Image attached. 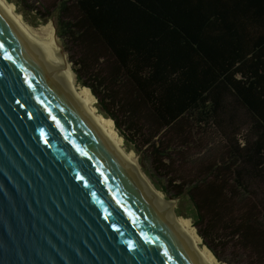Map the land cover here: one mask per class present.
<instances>
[{
    "label": "trees",
    "instance_id": "trees-1",
    "mask_svg": "<svg viewBox=\"0 0 264 264\" xmlns=\"http://www.w3.org/2000/svg\"><path fill=\"white\" fill-rule=\"evenodd\" d=\"M14 2L70 36L82 93L214 263L264 264V0Z\"/></svg>",
    "mask_w": 264,
    "mask_h": 264
},
{
    "label": "water",
    "instance_id": "water-1",
    "mask_svg": "<svg viewBox=\"0 0 264 264\" xmlns=\"http://www.w3.org/2000/svg\"><path fill=\"white\" fill-rule=\"evenodd\" d=\"M0 264H204L1 1Z\"/></svg>",
    "mask_w": 264,
    "mask_h": 264
},
{
    "label": "bare ground",
    "instance_id": "bare-ground-1",
    "mask_svg": "<svg viewBox=\"0 0 264 264\" xmlns=\"http://www.w3.org/2000/svg\"><path fill=\"white\" fill-rule=\"evenodd\" d=\"M3 5L9 10V12L14 16V18L21 24L28 35L33 39V41L38 45L46 57L52 62V64L57 68L61 75L66 79V81L71 85V87L77 92L79 97L85 103L87 108L90 110L97 123L99 124L102 131L106 134L110 143L128 160L131 166L134 168L136 173L142 179L148 190L153 194V196L158 200L162 208L165 210L169 218L187 239L190 245L194 248L200 258L203 260L204 264H215L210 256L201 249L198 244L197 237L193 230L184 225L177 217L175 211L174 201L167 200L162 193H160L150 181L148 176L145 174L141 168L138 160L128 154L123 147L119 144L118 140L108 131L105 124L102 122L100 117L94 111L93 99L88 94H82L78 90L77 76L74 72L72 65L68 58V53L66 52L61 39L58 37L56 29L52 23L42 24L37 27H32L30 25L22 22L18 16L5 4L4 0H0ZM224 264V263H220Z\"/></svg>",
    "mask_w": 264,
    "mask_h": 264
},
{
    "label": "rangeland",
    "instance_id": "rangeland-1",
    "mask_svg": "<svg viewBox=\"0 0 264 264\" xmlns=\"http://www.w3.org/2000/svg\"><path fill=\"white\" fill-rule=\"evenodd\" d=\"M31 1H35V0H31ZM4 2L16 14V16H18V18L22 22H24L25 24L30 25L32 27H37V26H40L42 24H46V23H43L40 20V17L35 12H28V11H26L24 9L23 5L21 6V5L17 4L16 2H14V0H4ZM36 3H38V2H36ZM47 23H52L53 25H55L53 20H50ZM54 27L56 29V26H54ZM66 36H67V39L70 38L69 35H66ZM59 38L61 39V41H62V43H63L64 46L69 47V52L68 51H66V52L68 54H70V53L72 54L73 51L70 50L71 47H72L71 40L68 41L66 38H62V37H59ZM77 83H78V80H77ZM81 88H82V86L78 83V90L82 93ZM96 99L94 98V100H93V108H94V111L97 113V115L100 117V119L102 120V122L105 124V126L108 129V131L118 140V142L121 145V147H123V149L128 154H130L131 156L135 157L138 160L141 168L143 169V171L145 172V174L148 176V178L150 179V181L154 185L153 178L151 176V173H154V169H153L151 160H150V158L148 156V153L145 150V148H139V149H137L133 144H130V142L126 141L125 137L121 135V133L118 131V129L115 127V125L113 127V125H111L109 122H105L104 119L102 118V116L98 113V111L96 109V107L98 108V100H96ZM95 105H97V106H95ZM217 147L219 148V146H217ZM154 187L157 188L155 185H154ZM158 191H159V189H158ZM159 192L162 193L163 196L167 200L174 201L176 215H177V217L179 219L180 217L178 216V213H177L178 206H179V199L178 198H175V197L166 196V194L163 191H161V190ZM188 218H190V219H188L189 220V223H192L193 222L192 218L191 217H188ZM182 223H184V222H182ZM217 248L219 250H221V252L223 253V255L228 256V257H231L229 255H230L232 249L224 248L222 246H218ZM205 252L210 256V258L213 261L212 254H210L208 251H205ZM222 263H224V264H233V263H229L228 261H224V260L222 261ZM237 264H245V262L243 261V259H240Z\"/></svg>",
    "mask_w": 264,
    "mask_h": 264
}]
</instances>
